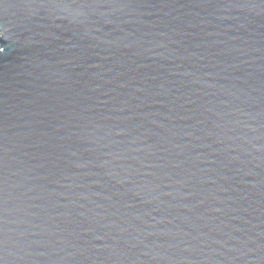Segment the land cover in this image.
Instances as JSON below:
<instances>
[{
	"label": "water",
	"instance_id": "95a60500",
	"mask_svg": "<svg viewBox=\"0 0 264 264\" xmlns=\"http://www.w3.org/2000/svg\"><path fill=\"white\" fill-rule=\"evenodd\" d=\"M0 264H264V0H0Z\"/></svg>",
	"mask_w": 264,
	"mask_h": 264
}]
</instances>
